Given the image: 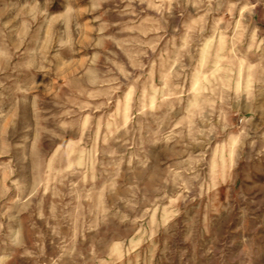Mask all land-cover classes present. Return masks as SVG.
<instances>
[{
    "label": "rangeland",
    "instance_id": "obj_1",
    "mask_svg": "<svg viewBox=\"0 0 264 264\" xmlns=\"http://www.w3.org/2000/svg\"><path fill=\"white\" fill-rule=\"evenodd\" d=\"M0 264H264V0H0Z\"/></svg>",
    "mask_w": 264,
    "mask_h": 264
}]
</instances>
